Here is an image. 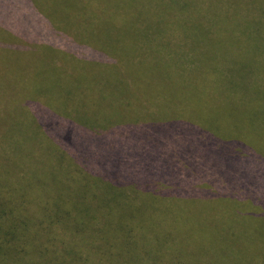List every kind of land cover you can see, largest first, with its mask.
<instances>
[{"label":"rangeland","instance_id":"obj_1","mask_svg":"<svg viewBox=\"0 0 264 264\" xmlns=\"http://www.w3.org/2000/svg\"><path fill=\"white\" fill-rule=\"evenodd\" d=\"M167 2L0 0V264H264V211L245 216L256 207L162 203L89 179L88 164L96 171L112 161L100 160L89 140L124 125L153 129L148 127L168 116L179 122L181 105L191 100L169 84L175 83V67H160L180 60L192 42L184 39L180 13ZM54 38L61 40L58 46ZM255 44L243 51L228 47L227 54L235 60L230 75L236 67L251 71L235 81L243 82V101L257 97L263 105L248 139L264 152V59L254 57L260 52ZM168 45L159 67L152 68L153 53ZM54 47L82 52L66 48L62 54ZM173 101L177 104L168 107ZM186 125L180 122L164 145L177 156L175 169L195 174L203 132ZM69 127L82 134L75 144L87 140L78 152L86 159L73 158L57 144ZM154 132L139 135L152 144L150 138L157 140L161 131ZM105 138H115L120 147L131 143L128 134L116 131ZM180 148L193 151L195 161L177 152ZM122 152H129V160L139 151ZM131 164L120 166L133 172ZM211 165L220 177L218 165ZM112 175L118 179L117 172Z\"/></svg>","mask_w":264,"mask_h":264},{"label":"trees","instance_id":"obj_2","mask_svg":"<svg viewBox=\"0 0 264 264\" xmlns=\"http://www.w3.org/2000/svg\"><path fill=\"white\" fill-rule=\"evenodd\" d=\"M171 5L180 13L179 27L182 28L184 39L192 42L189 49L181 55L180 60L175 59V61L172 58L169 60L170 65L163 62L160 67H175L172 72L175 83L169 84L172 88L181 89L180 93L191 100L181 105L184 113L178 118L179 122H174V118L168 116L165 122L154 123L148 127L153 129L144 130L145 126L142 124L138 125L141 127L139 129L132 125H124L112 128L103 136L96 137V142L89 140L91 146L97 147L100 160L112 159L110 163L104 161L103 168L96 171L94 166L88 164L86 169L93 175L89 179L96 182L100 180L104 185L112 188L127 189L129 195L131 190H134L144 199L168 204L174 203L171 202L173 199H184L204 204L223 202L229 205H250L256 208L248 211L245 216L252 219L256 213L261 216L259 211H264V152L253 148L248 139L253 132L254 119L259 117H255V114L260 104L257 102V97L243 101L245 98L242 94L243 82L237 83L235 80H244L243 76L250 75L251 71L248 69L242 73L241 67H236L231 69L233 73L230 75V68L235 60L230 53L227 54V51L228 47L236 48L234 51L237 49L243 51L250 44L256 43L255 46L260 48V52L254 57H257L258 61L264 59V44L262 45L264 0H168L167 6ZM159 28L161 29V26ZM54 40L58 42L55 43L56 46L61 42L57 38ZM169 47L170 45L161 46L160 51L153 53L155 56L152 60L154 61L152 68L159 67L162 51ZM66 48L67 51H73L72 53L75 54L82 52L78 48ZM66 48L54 47L60 53H66ZM96 57L93 55L89 60ZM176 57L178 58V54ZM78 58H83L82 54L81 58ZM188 63L194 65L193 68L189 69ZM190 73L193 79L188 76ZM166 104L170 107L177 103L173 101ZM185 113L187 115H184ZM205 119H209V125L212 130L216 129V133L205 126ZM180 122L187 123L186 127L191 129L195 125L199 127L195 129L197 134L199 130L200 134L203 132L199 135L197 145L203 154L200 153V158L195 162L198 167L195 174L191 171L175 169L177 156L171 147L164 145L167 140L174 137ZM228 125L235 129L231 130ZM155 129L161 132L157 140L148 137L152 144L139 135V133L155 134ZM67 130H63L57 144L67 150L73 158L77 156L86 159L87 157L78 152L84 150L83 145L87 140L75 144L74 139L82 134L70 127ZM115 131L121 136L124 133L128 134L131 143L129 141V145L120 147L124 144L117 145L115 138H105L113 135ZM202 137L204 142L199 144ZM110 141L118 147H114L109 143ZM102 144L103 149L100 147ZM134 147L139 151L136 159L127 160L129 152L124 154L122 151L132 150ZM143 150H151L152 153L147 157ZM177 152L184 153L188 160L195 161L193 154H190L193 151L188 153L186 149L180 148ZM54 154L61 156L58 152ZM90 156L94 155L90 154ZM128 162L135 163V167L131 164L133 172L120 166ZM213 162L218 165L217 171L220 177L215 175V168L211 165ZM144 169L148 172H144ZM112 172H117V181ZM86 181L88 182V179ZM164 183L169 186H164ZM183 184L186 186L178 187ZM104 193L110 194L106 191Z\"/></svg>","mask_w":264,"mask_h":264}]
</instances>
